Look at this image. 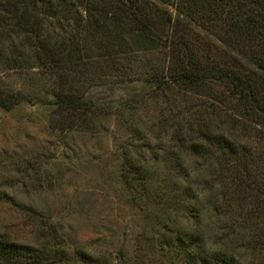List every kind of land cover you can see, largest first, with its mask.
I'll return each mask as SVG.
<instances>
[{"label":"trees","instance_id":"obj_1","mask_svg":"<svg viewBox=\"0 0 264 264\" xmlns=\"http://www.w3.org/2000/svg\"><path fill=\"white\" fill-rule=\"evenodd\" d=\"M0 63L60 79L55 112L78 122L69 127L62 121L67 132L77 126L93 132L101 115L128 112L126 135L142 147L145 125L129 119L160 100L173 112L168 120H175L170 128L178 143L168 145L171 152L161 161L181 164L183 155L213 153L217 165L207 199L212 215L202 225L195 211L188 230L168 228L162 219V256H173L176 264H264V0H0ZM129 74L150 86L137 102L122 98L114 109L81 94L86 84L123 82ZM22 100L20 92L0 88V108L12 110ZM154 127L145 126L151 133ZM256 143L262 152H252ZM138 152L125 156L124 180L163 215L161 190L171 174L160 173L157 150L151 163ZM190 199L196 206L199 194ZM5 252L6 264H53Z\"/></svg>","mask_w":264,"mask_h":264},{"label":"rangeland","instance_id":"obj_2","mask_svg":"<svg viewBox=\"0 0 264 264\" xmlns=\"http://www.w3.org/2000/svg\"><path fill=\"white\" fill-rule=\"evenodd\" d=\"M230 53L245 61L242 54ZM139 71L141 65L136 63L135 73ZM139 76H122L123 82L109 78V82L94 86L92 83L97 82H91L81 94L102 107L115 109L122 98L137 102L150 91V86L137 80ZM59 81L36 67L9 69L0 63V88L20 92L24 97L12 110L0 108V264H6L1 258L5 251L23 262L179 263L173 256H162L159 222L165 219L170 224L168 228L188 230L195 220V211H199L202 225L207 223L208 214L212 215L207 202L209 182L217 166L214 154L183 155L181 164L161 161L164 153L171 152L168 145L178 143L170 128L175 120H168V114L173 112L160 100L145 103L129 119L146 127L156 126L153 133L140 127L145 137L142 147L140 142H132L130 137L128 140V112L101 115L93 132H79L78 126L64 131L62 121L69 127L78 122L55 112L53 94ZM203 97L198 98V103L204 101ZM261 147L257 143L250 145L253 153L262 152ZM128 148L131 152L139 150L150 163L153 150H157L160 173L165 176L170 172L171 178L161 190L168 211L163 215L156 205L146 203L142 191H133L125 182L122 164L125 156L132 155ZM159 170L154 171L159 174ZM215 186L219 187L217 183ZM157 188L151 184V189ZM193 194H199L196 206L190 199Z\"/></svg>","mask_w":264,"mask_h":264}]
</instances>
